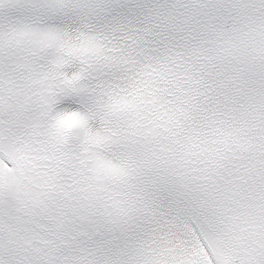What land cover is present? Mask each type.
Returning a JSON list of instances; mask_svg holds the SVG:
<instances>
[{
  "label": "snow or ice",
  "instance_id": "snow-or-ice-1",
  "mask_svg": "<svg viewBox=\"0 0 264 264\" xmlns=\"http://www.w3.org/2000/svg\"><path fill=\"white\" fill-rule=\"evenodd\" d=\"M0 264H264V0H0Z\"/></svg>",
  "mask_w": 264,
  "mask_h": 264
}]
</instances>
